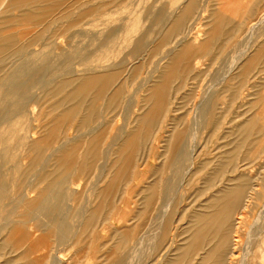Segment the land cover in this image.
Returning a JSON list of instances; mask_svg holds the SVG:
<instances>
[{
  "label": "bare ground",
  "instance_id": "6f19581e",
  "mask_svg": "<svg viewBox=\"0 0 264 264\" xmlns=\"http://www.w3.org/2000/svg\"><path fill=\"white\" fill-rule=\"evenodd\" d=\"M195 5L196 0H189L188 3H186L184 10L177 14L174 22L173 20H169L171 24L169 23L170 25L168 24L169 26L164 28L162 36L163 42H165L170 34L174 35L172 37V40H174V38L176 39L177 37L175 35L179 36V34H184L187 31L183 26L185 25L186 18L195 9ZM100 7V5L98 7L89 5L87 2H83L82 0H0V15L4 17V21L9 20L10 23L25 21L28 23H38V26L40 24L41 28L37 29L35 32L33 41L34 39L39 41V39L41 40L44 38V34H48L47 38H49V40L51 39L49 42L52 43L56 40V38L68 31L70 27H75V25L78 26L89 16L98 12ZM14 9H19L20 13H12V10ZM249 10H247L248 13ZM217 11L213 13L210 23V25H212L210 28H207L204 33L201 32L202 37H205L202 41L199 39V43H195L194 40L196 39H194V37L192 38L194 39L192 42H189L188 40V42L184 44L183 41L187 39V37L182 35L183 38H181L180 43H178L181 44V42H183L184 45L180 48H178L179 46L174 47L170 51L166 52L164 57H161V59H164L169 55V59L166 63L161 64L163 66L159 69L157 68L158 71H160L159 77L153 79L150 75L149 81L151 82L148 86H146L147 90L145 89V92L147 91V93L144 96L145 98H143L144 100H142L145 102V112L143 114H138L137 117L134 118L135 126L133 129L129 130L125 134H119L118 132L111 137L109 143L107 142L109 144L108 148L117 143L120 144L118 148L116 147L115 151H113V149H115L113 146L110 149H101L102 144L110 136L109 131L112 130H110L111 122H113V120H115V118L120 114L119 108L121 105V99L123 100L122 97L125 94L126 88V75H136L140 71L141 64L134 66L129 72H127V74H123L122 72L125 68H121V66L124 65L123 62L112 64L99 63V65H93L90 64L92 63L90 60V63L85 61L88 63L87 66L84 63L85 68L83 67L81 70L75 71L72 68L73 61L71 57L69 58L72 53L66 54V57L62 59V62L56 61V63L53 59L48 57V52H43L40 56L36 54L34 57H31L32 51L35 50V47L31 48L29 47L30 45L28 46V43H25L29 40H18L16 33L12 31L7 33H2L0 31L1 158L3 162L13 159L14 156L12 154L10 155V153H12L13 148H17L20 145H26L27 152L29 154H33L28 159V164L27 166L25 165L26 167H21L20 164L13 167L14 173L16 171L19 173H17V176L13 178L9 172L7 174L4 173L2 177L0 176V202L4 197H6V194L9 193V186L12 181H16V184L19 187H23V190H25L23 191L19 188V196L17 198L21 204L20 207L23 208V217L32 215L35 218L39 214L48 216L50 219L45 225L48 227L47 229H49L50 234L57 236V240L64 241L67 236L75 231L73 230L72 223H70L66 218L69 215L77 216V213L79 215V212L74 210L75 205L73 204L74 207L70 208L66 199L72 194L78 198L76 194L77 186L73 184L77 183L76 180L78 178L87 177L96 165L97 159L103 157L104 163L102 166L106 167V163L109 162V169L114 172L113 175L110 176L111 179L107 181L103 188L106 189V193L104 192L105 195H101L102 197L99 199L95 207L86 209L83 216V222L85 225L92 227L95 225L96 221H99L100 218H103V221H105L110 216V212H112L114 208L116 209V207H114V203L117 198H113V196H119L121 192L120 188L125 186V184L132 179L131 176L136 170L137 158L140 156V153H143L142 149L146 148L143 143L145 142L144 140H149V137L154 130L158 128L159 124L161 125L160 118L163 114L165 115L169 111L170 104L172 103L171 100L173 101L171 94L175 91L173 88H180L179 85L182 84L175 82H181L184 80V78L192 72L194 67L196 69L198 68V71H200V69H202L200 65L204 62L201 63L197 59L202 57V54H207L208 49H211L214 45H219V38L223 33V25L224 23H228L226 22L228 20L222 16L224 15L223 12L221 15L219 12L217 13ZM249 18L250 17H248V19ZM61 21H66L67 24L58 23ZM250 21L251 18L249 19V22ZM161 23H164L163 19H161ZM187 25L188 24H186V26ZM262 25H264V15L261 19L258 21L255 20L251 24L248 29L250 38L257 33V29ZM99 40V45L96 43L94 46L96 50L109 47V44H106L105 40ZM166 41H168V39ZM91 44L93 46L92 42ZM131 47V54L141 55L142 51L148 50V52H144L146 57L155 55L156 50L160 49V46L157 44L146 46L144 43V37H140ZM177 48L179 51L175 52V49ZM216 48L218 47L216 46ZM217 54L218 53H216V55ZM86 55L84 60H87ZM197 56H199V58ZM12 57L23 58H19V62H14V66H8V64H10L8 63V60ZM192 59H194L192 63L196 64L194 67H192L191 64ZM241 61L240 81L250 78V81H252V78L258 76L257 73H261V71L256 69L259 65L264 64V40L256 45L254 52L247 60ZM233 75V73L231 75L226 73L225 76H220L222 79H225V83H223V90L218 92L215 86H213V89L210 87L205 90L201 99L200 111L204 114V119L202 118L201 122H199L200 128L201 125L202 127L205 125L210 126L213 130H217V128H219L221 120L218 110V102L222 101L220 100L222 98L221 94L229 91L230 80H232ZM218 81L223 82L222 80ZM37 85L38 88L41 89V92L46 94L49 99H51L50 101L46 99L49 105V108L46 109V111L43 108V101L46 98H44V95L43 99L38 103H35L33 102L34 100H32L35 95V93H33V88ZM199 93L200 91L198 94ZM225 95L226 93L223 94V96ZM263 95L264 94H262V96ZM193 97H196V95ZM230 97L231 96L228 97L227 104ZM262 98L263 106L261 112L264 113V97ZM232 99L233 97L231 100ZM33 105L35 108H33ZM44 112H46L47 115H52V117L45 121L43 117ZM105 112H111L113 114L110 113L111 115H109V113H107V116ZM32 117H34V119H39V123L32 122ZM168 118L171 123L169 122V125L167 126L163 125L166 132L163 133L164 135L162 141L167 142V144L165 143V145H163V150L161 151L164 160L162 159V163L156 167L158 170H166L172 165L181 164L190 156V151L188 149V134L186 131L180 129L176 131L177 125L173 122L175 120L174 115H169ZM195 118L196 117H194V119ZM262 118L263 117L261 116V119ZM19 119H23L24 132H20L18 135L20 138L17 142L10 143L9 140L12 139V136H15L13 133L17 130L15 127V121ZM167 120L165 121L167 122ZM5 122L9 123L6 129L1 127V125ZM262 122L263 120L260 121V119L255 115L248 117V119L244 121V126L239 127L242 131V136L240 138L241 141L238 142L239 144L236 143L238 146L234 147V150L221 151L215 160L206 163L207 166L209 164V169L212 170L209 172L210 174H208L207 179L209 181L207 180V183L210 182V184H213L215 183L214 181H216L217 184L220 185L222 183L223 186L214 192L208 200H206L203 206L195 209L194 212L191 213L192 216L186 224V231L188 232L186 234L187 237L184 244L177 248L176 253L171 256H167L164 264L237 263L240 255L238 249L242 245V236L240 237L241 233L239 228L244 222L243 214L253 210L259 203L264 201V159L260 161L257 160L256 163L244 162L247 155H252V159H256V156H258L256 153L263 151L261 150L258 152L255 150V148L260 149L257 146H261V141L264 140V127L263 124H261ZM193 124L196 126L195 122H193ZM35 129L38 134L36 137L32 133ZM174 131L177 133H174ZM70 132L73 133L71 134ZM27 139L32 140L27 142ZM246 144H249V148L251 150L249 149V151L243 152L241 148ZM49 148L51 149L52 154L45 158L43 153L45 152V149ZM111 149L113 152H110ZM110 153L114 154H111V156L109 155ZM18 154L19 156L21 155L20 153ZM246 161H248V158ZM200 163L201 162L197 163V168L205 164ZM37 167H40V170L33 176H30ZM102 169L104 171L105 168L102 167ZM253 169L255 170L254 175L251 174ZM192 171L193 170L187 169L185 172L191 173ZM227 172L228 174H226ZM230 172L232 173L231 175L229 174ZM198 173L199 172H197V174ZM194 175L196 174L194 173ZM159 178L160 177H158V179ZM98 180H101V176H98ZM157 188V180L143 188V191L145 192L144 197L142 196L144 207L137 210L138 212H145L148 209H153L155 205L154 196L157 194ZM168 204L169 202L162 203L160 210L162 215L169 212L170 208ZM3 226L5 225L3 224ZM134 227L117 230L116 234L118 236V240L116 245H126L133 234ZM33 228L35 227L33 226ZM37 228L38 227L35 228V231L38 230ZM29 230H18L11 235H0V257L5 256V261L1 262V264H44L42 262L40 263L39 260H35V258H32L33 260H31L30 254L35 252L37 246L36 244L43 242L48 243L52 237H50L51 235L36 237L32 234L33 237H36L32 239ZM0 231L1 234L3 230ZM27 241H32L33 244L30 243L31 245L29 244L24 247L22 244ZM212 242L215 243L213 244ZM12 243H14V245ZM8 247L10 248L9 251L7 250ZM50 248H52L51 244ZM12 251L18 253L17 257L16 255L7 256L8 252L10 253ZM55 254L57 255V253H54V255ZM111 255L112 253L109 254L110 257ZM59 262L60 261H58L57 264ZM52 264H54V262ZM116 264H124V262L117 261Z\"/></svg>",
  "mask_w": 264,
  "mask_h": 264
},
{
  "label": "rangeland",
  "instance_id": "374dc122",
  "mask_svg": "<svg viewBox=\"0 0 264 264\" xmlns=\"http://www.w3.org/2000/svg\"><path fill=\"white\" fill-rule=\"evenodd\" d=\"M82 1H85L89 5L96 7L100 5V10L94 13L95 15L92 14L89 16L78 26L75 25V27H70V31H66L63 33V35L56 38V40L52 43L49 42L51 39L49 40V38H47L48 34H44V38L41 40L39 39V41L35 39L33 41L35 32L37 29L41 28V25L39 24L38 26V23H28L25 21L10 23L9 20H7L8 22L4 21V17L0 15V31L2 33L12 31L16 33L18 40H29L25 43H28V46L30 45L29 47L31 48L35 47V50L32 51L33 55L31 54V57H34L36 54L40 56L43 52H48V57L53 59L56 63V61L62 62V59L66 57V54L72 53L69 58L71 57L73 61L72 68L75 71L81 70L84 67V63L87 66L88 63L85 61L89 62L90 60L92 63H89L93 65H99V63L112 64L123 62L124 65L121 66V68L125 67L122 72L123 74H127V72H129L134 66L141 64L140 71L136 75H126V88L125 94L122 97L123 100L121 99V105L119 108L120 114L115 118V120H113V122H111L110 130H112L109 131L110 136L102 144L101 149H110L113 146L115 149H112L115 151L116 147L118 148L120 144L117 143L108 148V143L114 134L118 132L119 134H125L129 130L133 129L135 126L134 118H136L138 114H143L145 112V102L142 100H144L143 98H145L144 96L147 93V91L145 92V89L147 90L146 86H148V84L151 82L149 81L150 75L153 79L158 78L160 74L158 69L163 66L161 64H165L169 59V55L164 59H161V57H164L166 52L170 51L174 47H182L186 42H188V40L189 42H192L194 39H196L194 40L195 43H197L199 39L202 41L205 37H202L201 32L204 33V31L207 28H210L212 25H210L213 17V15L211 16V13L214 10L220 11L225 2L224 0H199L195 5L196 10L194 9L192 13H190L186 18V22H188H185L183 27L187 31L184 34H179V36L175 35L177 36L176 39H174L173 42H170V40L167 43L162 41L164 28L170 25V21L173 20L174 22L177 14L184 10V7L189 0ZM242 3L243 1H241L239 4L240 6L237 4L239 9L237 7V10L236 8L235 10L236 12L239 10L237 12L238 14H230L228 17L230 23H227L224 27L226 32L229 29V32L232 33L230 34L231 37H226L227 33H222L221 37L219 38V45L216 44L214 47H211V49H208L209 54H202L203 56L201 55V59L199 56H197L199 58L197 60H199L201 63L204 62V65H200L202 69L198 71L199 69L194 67L196 64L192 63L194 60L192 59L191 64L192 67H194L192 72L181 82H175L182 84H178L180 88H173V90L176 92L174 91L171 94L173 101L171 100L172 103L170 104L169 111L165 115L163 114V116L160 118L161 125L159 124L158 128H156L158 132L154 130L155 133L153 132L151 134L149 140H144L145 142L143 143L145 144L144 146H146V148H143V153H140L142 158L140 156L137 158L136 170L131 176L132 179H130L125 184V186H120L121 192L119 196H113V198H117L115 199L114 203V207H116V209L114 208L115 210L113 209V211L110 212V216L105 221H103V218H100L99 221H96L95 225L92 227L85 225L83 222V216L86 209L95 207L99 199L105 195L106 189L103 188L107 181L111 179L110 176H112L114 172L113 170L109 169V162L106 163V167L102 166L104 163V158L100 157L97 159L96 165L91 170V173L88 174L87 177L85 176V178H78L76 180L77 183L73 184L77 186L76 194L78 198L72 194L66 199V201H68L67 203L70 205V208L74 207L75 205L74 210L79 212V215L77 213V216L69 215L66 218L70 223H72L73 230L75 231L74 233L67 236L64 241H59L57 240V236L50 234L49 229H47L48 227L45 225L49 222L50 218L48 216L39 214L35 218L32 215L26 216L27 218L23 217V208L20 207L21 204L17 200L19 196L18 189L20 188L23 190V187H19L16 184L17 182L14 180L11 183L12 186H9V193H7L6 197H4L0 202V230H3L0 235H11L18 230L28 231L29 229H32L29 230L32 239L44 235H51L50 237L52 238H50L48 243L43 242L36 244L37 246L35 252L30 254L31 260L35 258V260H39L40 263L42 262L44 264H52L53 262L54 264H57L58 261H60V264H116L117 261H123L124 264H164L167 256H171L172 254L176 253L177 248L182 246L186 240V234L188 232L186 231V224L188 223L189 218L192 216L191 213H193L195 209L203 206L206 200H208V198L214 192L223 186L222 183L219 185L216 181H214L215 183L213 184H210V182L207 183L208 174H210L209 172L212 170L209 169V164L207 166L206 163L215 160L221 151L234 150V147L238 146V142L241 141L240 138L242 136V131L239 127L244 126V121L247 120L248 117L255 115L260 119V121L263 120L261 124H263L264 127V113L261 112L263 106L262 97H264V95L262 96V94H264V64L259 65V67L256 69L261 71V73H257L258 76L252 78V81H250L251 78L240 81L241 60H247L254 52L256 45L264 40V25L260 26L257 29V33H255L251 38L249 36L250 33L248 32L251 24L255 20L258 21L263 17L264 0H247L246 6ZM14 10H12V13H20L19 9ZM247 10H249V13ZM248 17L251 18L250 22H247ZM161 19L164 20V23H161ZM58 23L67 24L66 21H61ZM186 24L188 25L186 26ZM32 25L37 27L35 28ZM182 35H185L187 39L183 41L184 44L183 42L179 44L181 41L180 39L183 38ZM169 36L173 37L174 35ZM140 37H144V43L146 46L156 44L160 46V49L156 50L155 55L146 57L144 52H148V50L142 51L141 55L130 53L132 49L131 46H133ZM99 39L105 40V43L109 44V47L96 50L94 46L96 43L99 45ZM91 42L93 43V46ZM216 46L218 48H216ZM178 48L175 49V52L179 51ZM216 53L218 54L216 55ZM85 55L87 60H84ZM19 58H10L8 60V63L10 64L7 63L8 66H14V62H19ZM226 73H229L230 75L233 73L234 75L232 80H230L229 91L224 92L226 93L225 96H223L224 93H222V98L220 99L222 101L218 102V110L221 120L219 128H217V130L214 129L215 131L211 129L210 126L206 125L203 127L201 125L200 128L199 122H201L202 118L204 119V114H202L200 110L201 99L205 93V90L210 87L213 89V86L216 87L218 92L223 90V83H225V79H222L220 76H225ZM218 80H222L223 82H219ZM199 91L200 93L198 94ZM33 93H35V95L33 96L34 99L32 100H34L33 102L35 103L40 102L43 99V95L44 98L46 97L43 101V108L46 111V109L49 108L48 101H46V99L49 101L51 99H49L46 94L41 92V89L38 88V85L33 88ZM195 95L196 97H193ZM229 96L231 97L227 104ZM232 97L233 99L231 100ZM33 108H35L34 105ZM173 111L176 112L174 113ZM105 113L106 115L107 113H109V115L113 114L111 112ZM169 115H174L175 117L173 122L175 125H177L176 131L180 129L186 131L188 134V149L190 151V156L186 158L181 164L172 165L166 170H158L156 167H158L164 160L161 151L163 150V145H165V143L167 144V142L162 141V138L164 135L163 133L166 132L164 126L169 125L170 122L168 118ZM261 116L263 117L262 119ZM43 117L46 121L49 120L52 115H47V113L44 112ZM194 117L196 118L194 119ZM165 120H167V122ZM32 122L39 123V119H34V117H32ZM193 122L196 123V126H194ZM8 125L9 123L5 122L1 125V127L6 129ZM15 127L17 130L13 133L15 136H12V139L9 140L10 143L17 142L20 138L18 136L20 132H24L23 119L15 121ZM226 129L229 130L227 131ZM176 131H174V133H177ZM35 132L36 129L32 132L36 137L38 134ZM70 133L72 134L73 132ZM31 140L32 139H27L26 141L28 142ZM261 142L263 146H257L260 149L255 148V150L258 152L261 150L263 151L256 153L258 155L256 156V159H252V155H247L244 162L256 163L257 160L260 161L264 159V140ZM112 149L110 152H113ZM241 149L243 152L249 151V144H246ZM25 152L27 153V156ZM18 153L21 155L19 156ZM11 154L14 156V158L9 159L7 162H3L0 153L1 177L4 175V173L7 174L8 172L11 174V176H13V178L17 176L19 173L18 171L14 173L13 167L17 164H20L21 167H26L28 164V159L33 155L27 152L26 145H20L17 148H13V151L10 153V155ZM43 154L45 158L49 157L52 154L51 149H45ZM111 154L114 153H110L109 155ZM247 158L248 161H246ZM199 162H201L200 164L205 163L201 165L203 167L200 166L197 168V163ZM102 167L105 168L104 171ZM39 168H35L30 176H33L37 171H39ZM187 169L193 171L191 173H186L185 171ZM196 171L199 173L197 174ZM194 173L196 175H194ZM226 174H228V172ZM229 174L231 175L232 173L230 172ZM251 174H255L254 169L252 170ZM98 176H101V180H98ZM158 177L160 178L158 179ZM153 180H157L158 186L157 194L154 196L155 205L151 210L148 209L145 212H138L137 210L144 207L143 197L145 192L143 191V188L146 187V185L154 182ZM36 186L39 187L38 185ZM166 202H169L168 206L170 210L165 215H162L160 211L162 203ZM243 216L244 222L239 228L241 235L238 232L240 237L242 236V245L238 249L240 255L236 264H264V201L259 203L253 210L245 212ZM3 224L5 226H3ZM32 225L35 228L38 227V232L35 231L36 229L33 228ZM127 227H134L133 234L130 237L128 243L126 245H116L118 240L116 231ZM32 234L36 237H33ZM30 243L33 244L32 241H27L22 245L26 247ZM212 243L214 244L215 242ZM12 244L14 245V243ZM50 244L52 248H50ZM7 250L9 251L10 248L8 247ZM54 253H57V255H54ZM111 253L112 255L110 257L109 254ZM17 254V252L12 251L10 253L8 252L7 256L16 255L17 257ZM3 261H5V256L0 257V264Z\"/></svg>",
  "mask_w": 264,
  "mask_h": 264
},
{
  "label": "crops",
  "instance_id": "0c3cea01",
  "mask_svg": "<svg viewBox=\"0 0 264 264\" xmlns=\"http://www.w3.org/2000/svg\"><path fill=\"white\" fill-rule=\"evenodd\" d=\"M198 1H199V0H196V3H197ZM232 1H233V2H232ZM241 1H244L243 3H244V5L246 6V1H247V0H224L225 3L223 4L224 6L222 7V9H221L220 11H219V10H218V11L216 10V11H217V13L219 12V14H221V15H222V12H223L224 15H222V16H224V18H225L226 20H228V17L230 16V14H233V15L238 14V13H237L238 11L236 12V10L234 11L233 9H235V8L237 9V6H238L237 4H240ZM230 2H231V4H230ZM243 3H242V4H243ZM244 5H243V6H244ZM228 7H229V8H228ZM234 7H235V8H234ZM238 7H239V6H238ZM225 8H226V9H225ZM231 9L233 10V12H234L235 14L232 12ZM213 10H214V9H213ZM224 10H225V11H224ZM216 11L214 10L213 12H216ZM213 12L211 13V16L213 15ZM226 22L230 23L229 20L226 21ZM247 22H249V19L247 20ZM170 24H171V23H170ZM226 24H227V23H226ZM226 24L224 23V25H223V31H222V32H223V33H227V34H228L227 37L230 38V32H229V31L226 32V31H225L226 29L224 28ZM170 35H171V34H170ZM169 37H170V38H169ZM167 39H168V41H170V39H171L170 42H173V40H172L173 38H172L171 36L168 35V38H167ZM167 39H166V40H167ZM174 39H175V38H174ZM166 40H165V42L168 43V41H166Z\"/></svg>",
  "mask_w": 264,
  "mask_h": 264
}]
</instances>
